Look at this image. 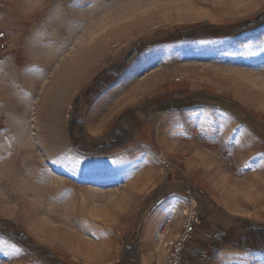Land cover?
Here are the masks:
<instances>
[{"label":"rangeland","instance_id":"374dc122","mask_svg":"<svg viewBox=\"0 0 264 264\" xmlns=\"http://www.w3.org/2000/svg\"><path fill=\"white\" fill-rule=\"evenodd\" d=\"M70 3L0 0V230L51 256L0 234V264H159V225L185 210L188 188L196 235L219 220V264H264L250 240L238 247L243 228L264 227V24L229 33L263 14L264 0ZM197 25L222 29L177 33ZM110 67L117 79H100L76 127L73 101ZM162 101L173 110L160 112ZM198 112L207 119H190ZM118 120L133 133L123 147L74 149L101 146Z\"/></svg>","mask_w":264,"mask_h":264},{"label":"trees","instance_id":"16d2710c","mask_svg":"<svg viewBox=\"0 0 264 264\" xmlns=\"http://www.w3.org/2000/svg\"><path fill=\"white\" fill-rule=\"evenodd\" d=\"M262 24H264V13L257 16L254 20L247 22L245 25L241 26L240 28L230 29L229 33L231 36H235L242 32L254 29ZM203 27H205L207 30L222 29V27L212 26V25H205V26L197 25L190 27L186 30L178 31L177 33L181 34V36L183 37L185 32H189L191 34V39H199V38L202 39L208 36L206 32L202 33ZM139 47H140V51H143L147 48V44L141 42L139 44ZM137 55H138V51L136 49H132L121 61V66L123 68L128 67ZM115 71L116 69L114 67L105 68L99 71L90 80L88 85L89 90L84 95H79L75 98L72 104L71 116L75 118L74 125L76 127L82 128L84 126L83 116L85 114L86 108L80 106L81 102L84 101L85 107L89 106L90 103L93 102L95 99L93 90L96 87V85L100 83V79L105 78L106 82L111 84L114 80L117 79V74L115 73ZM158 107L160 112L171 111L173 110V103L172 101H162L158 104ZM132 138H133V133L130 131V129L121 120H118L116 122L114 130L111 133L107 134V140L101 146L95 148H89L82 143H78L77 145L74 146V149L83 155L107 153L114 149L123 147ZM71 141H73V138L71 139ZM0 234L5 235L17 245L43 252L48 259H51V256H49L48 252L44 248L34 245L30 241L28 236H26L24 233H20L17 236H12L11 234L0 230ZM213 239L217 241L218 246L222 244L219 235H215ZM249 240L251 241L252 244L251 247L252 250H261V251L264 250V227L248 226L243 228L238 238V247L240 249L246 248L245 245ZM208 261H209L208 257L201 258L202 263H208ZM58 264H67V263H58Z\"/></svg>","mask_w":264,"mask_h":264},{"label":"built area","instance_id":"2783aa9c","mask_svg":"<svg viewBox=\"0 0 264 264\" xmlns=\"http://www.w3.org/2000/svg\"><path fill=\"white\" fill-rule=\"evenodd\" d=\"M162 165L168 168L170 163L165 159ZM186 194L188 200L185 210L167 216L159 225L157 238L162 244V264H187L185 257L187 245L193 240L202 223L195 195L189 188ZM175 221H178L176 227H174Z\"/></svg>","mask_w":264,"mask_h":264},{"label":"crops","instance_id":"0c3cea01","mask_svg":"<svg viewBox=\"0 0 264 264\" xmlns=\"http://www.w3.org/2000/svg\"><path fill=\"white\" fill-rule=\"evenodd\" d=\"M172 103L174 107V102L172 101ZM206 220L208 221L207 222L208 226L205 228L204 231H202L204 236L198 237L195 234V237L193 238V240L187 245V248L185 251V257H186L187 264H219V262L222 263L223 259L226 258V255L224 254V248H223L225 245L223 241V237L221 233L215 232L214 227H213V225L219 220L216 219L214 215H210L209 217H207ZM198 231H199V228L197 232ZM215 235L220 236V240L222 242L220 246H218L217 241L213 239ZM211 254H213L214 256L213 262L210 261V256H212ZM202 257H208L209 258L208 263H202L201 262ZM161 263H162V259L160 260L159 264Z\"/></svg>","mask_w":264,"mask_h":264},{"label":"snow or ice","instance_id":"6c2138e0","mask_svg":"<svg viewBox=\"0 0 264 264\" xmlns=\"http://www.w3.org/2000/svg\"><path fill=\"white\" fill-rule=\"evenodd\" d=\"M69 7L77 8V9L82 7L81 0H71V3L69 4ZM2 63H4V61H0V64H2ZM26 71L30 72L31 74H33L34 76H37V77L42 76L43 73H44V70L42 68H39L38 66H35V65L29 66L26 69ZM21 92H23V90H21ZM23 98L30 99V95L27 92H23ZM190 119L195 120V121H200L202 119H207V117L202 116V114H200L198 112L196 115H194ZM210 123H211V121H210ZM53 163H55V161H53ZM57 167H62V166L61 165H57ZM53 171H55V169H53Z\"/></svg>","mask_w":264,"mask_h":264}]
</instances>
